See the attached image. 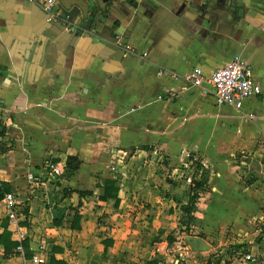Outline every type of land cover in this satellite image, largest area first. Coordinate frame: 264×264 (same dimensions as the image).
Listing matches in <instances>:
<instances>
[{"label": "crops", "instance_id": "crops-1", "mask_svg": "<svg viewBox=\"0 0 264 264\" xmlns=\"http://www.w3.org/2000/svg\"><path fill=\"white\" fill-rule=\"evenodd\" d=\"M55 5L53 11L86 26L94 17L91 34L50 22L30 0H0V182L22 204L25 259L41 242L64 264H247L232 253L264 254L251 234V220L264 207V0ZM117 36L137 55L116 50ZM236 55L261 86L239 111L217 105L207 83L189 88L158 74L200 68L208 76ZM190 155L204 183L187 224L181 206L194 172L184 166ZM69 156L81 165L65 173ZM247 158L259 176L241 160ZM50 165L63 175H51ZM107 181L115 182L117 203L110 186L101 200ZM50 196L63 208L80 202L79 221L69 212L53 226ZM199 241L207 248L197 249ZM19 261L0 248V264Z\"/></svg>", "mask_w": 264, "mask_h": 264}, {"label": "built area", "instance_id": "built-area-1", "mask_svg": "<svg viewBox=\"0 0 264 264\" xmlns=\"http://www.w3.org/2000/svg\"><path fill=\"white\" fill-rule=\"evenodd\" d=\"M39 4L44 12L48 15V20L51 22H60L65 30L69 32H75L79 29L76 21L71 16L60 13V10L55 8L56 0H30ZM58 8V7H57ZM80 34H86L84 30ZM116 50L120 51L123 56H135L137 52L134 47L125 42L121 37H116L114 42ZM144 57V56H141ZM158 74L161 76H167L175 80H182L189 88H201L203 83H207L212 90L213 97L217 105L230 106L236 111L242 108L244 100L258 96L261 93V86L254 79L252 67L247 64L239 55L234 56L229 64L214 69L208 76H205L200 68H193L184 75H179L171 72L165 68H159ZM1 112V108H0ZM194 161L196 157L190 155L187 159L188 165L195 169ZM51 175L62 176L63 169L58 166H49ZM27 179L33 181V176L29 174ZM192 179V177H191ZM190 179V182H191ZM21 203L18 197L13 193H7L0 201V208L4 213V219L7 220V231L11 234V240L17 243L14 252L20 255V261L18 264H48V258L51 255V251L46 245V242H41L34 252H32L29 259L24 257L23 242L26 239V232L23 228H20L19 222L23 212ZM252 236L253 243L257 245H264V207L260 212L252 218ZM0 225V232L2 230ZM184 232V231H183ZM181 232L176 231L175 235L179 236ZM185 234V232H184ZM163 244H159L158 252H164ZM232 258L239 262L247 264H264V254L255 253H232ZM177 263V262H176Z\"/></svg>", "mask_w": 264, "mask_h": 264}, {"label": "trees", "instance_id": "trees-1", "mask_svg": "<svg viewBox=\"0 0 264 264\" xmlns=\"http://www.w3.org/2000/svg\"><path fill=\"white\" fill-rule=\"evenodd\" d=\"M138 149L149 150L150 148L148 146H139ZM194 164H195V169H194L192 179L190 182V191H189V195H188V200H187V203L185 205L181 206V211L185 215V219H186L187 224H189L190 222L193 221L192 212L194 209L195 201L197 199L196 191L198 189H200L204 183L203 180H201V179L199 181H197V175L201 169L200 162L194 161ZM80 165H81V162L78 160V158L76 156L67 157L66 162H65V173L77 171L79 169ZM114 185H115V182H113V181H107L106 182V185L104 188L105 193L101 197V200L105 201L107 199V197L109 196V192H107V191H108V187L110 186L111 191L115 189L113 192H115L114 193L115 194L114 199H115V202L117 203V201H118L116 198L117 188ZM9 192H11L10 186L7 183L0 182V201ZM85 195H90V193L89 192H79L78 193L79 198H82ZM80 205H81V203L78 202L75 206L71 205L68 208L59 207V206L55 205V197L50 196V201H49L47 206L49 207V209L51 211L52 225L53 226H60L69 212L73 213V216H72L73 221L78 222L80 219V216L78 213V209H79ZM1 226H2V230L0 232V248H1L2 253H3V257L8 258L10 255L15 253L14 250L17 246V243L15 241L11 240V234H10V232L7 231V223L3 222ZM162 233L163 232L160 231L158 234L160 235ZM159 235H158V237H159ZM154 241H158L157 237L155 238ZM166 241H167L168 245H171L174 242V238L169 235V236H167ZM23 245H24L23 247L27 250V246H26L25 242L23 243ZM55 250L57 251V249H54V251ZM161 263H162V261L158 260V259H154L152 261L146 262V264H161ZM48 264H64V263L55 261L53 259V256L50 255L48 258Z\"/></svg>", "mask_w": 264, "mask_h": 264}, {"label": "rangeland", "instance_id": "rangeland-1", "mask_svg": "<svg viewBox=\"0 0 264 264\" xmlns=\"http://www.w3.org/2000/svg\"><path fill=\"white\" fill-rule=\"evenodd\" d=\"M241 160H244V161H247V163L249 164V168H250V172H251V174L254 176V177H257V176H259V170L257 169V164L251 159V158H247V160H245V159H241ZM185 232L186 233V236H198V237H200V238H202V239H205V237H203V235H201L199 232H195V231H189V229H182V232ZM159 235V234H158ZM161 235V234H160ZM159 235V236H160ZM159 237H157V239H158ZM175 241V240H174ZM157 242V241H156ZM205 264H212L211 263V260L210 259H208L207 261H206V263Z\"/></svg>", "mask_w": 264, "mask_h": 264}, {"label": "water", "instance_id": "water-1", "mask_svg": "<svg viewBox=\"0 0 264 264\" xmlns=\"http://www.w3.org/2000/svg\"><path fill=\"white\" fill-rule=\"evenodd\" d=\"M74 20V19H73ZM77 23V22H76ZM95 19L94 17L88 22L87 26L82 24L81 22H78L77 25L79 26V29H77L75 32H72V33H76V34H80L82 30H84L86 32V34H91V31L93 28H95ZM61 27L62 25L59 24ZM85 27H84V26ZM118 37V36H117ZM116 38V37H115ZM115 38H114V41H113V44L115 42ZM114 46V45H113ZM115 48V47H114ZM207 248V245L204 243V242H201L199 241V245H198V248L199 250H204Z\"/></svg>", "mask_w": 264, "mask_h": 264}]
</instances>
